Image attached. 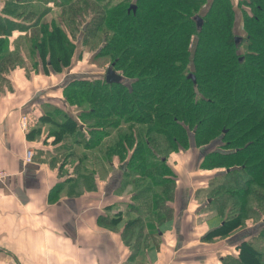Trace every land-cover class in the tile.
Instances as JSON below:
<instances>
[{"label": "trees", "instance_id": "1", "mask_svg": "<svg viewBox=\"0 0 264 264\" xmlns=\"http://www.w3.org/2000/svg\"><path fill=\"white\" fill-rule=\"evenodd\" d=\"M241 2L252 11L245 10L240 35L235 27L233 0H208L209 6L206 0L104 4L94 14V21L105 24L113 35L109 39L106 35L107 42L98 53L111 55L105 74L113 67L122 79L108 82L104 74L93 79L73 78L62 86L67 104L82 109L79 119L95 118L98 122L90 129L104 136H109L122 120L156 122L149 132L165 135L173 145L187 146L189 131H193L198 144L225 147L212 148L206 166L225 167L227 174H244L241 190H236L244 199L242 212L211 229L208 239L227 236L243 224L245 201L255 186L264 194V0ZM91 24L85 29V37ZM5 42L6 38L0 39V44ZM75 43L55 22L32 31L34 58L46 73L50 69L59 73L72 65ZM63 117L62 132L85 131L66 110ZM142 143L145 146L138 147L135 154L148 151L150 138ZM106 148L113 150L110 153L117 151ZM162 160L166 163V158ZM145 162L143 155L138 163ZM163 173H169L165 182H174L172 170ZM260 246L249 240L239 243L238 261L233 264H264V248Z\"/></svg>", "mask_w": 264, "mask_h": 264}, {"label": "crops", "instance_id": "2", "mask_svg": "<svg viewBox=\"0 0 264 264\" xmlns=\"http://www.w3.org/2000/svg\"><path fill=\"white\" fill-rule=\"evenodd\" d=\"M15 1L30 11H16L0 0V39H7L0 44V168L9 172L0 184V264L237 262L234 235L206 237L218 224L204 216L208 205L181 208L174 201V214L157 227L152 223L144 240L126 233L133 222L129 213L117 215L121 174L112 158L101 160L100 152L98 159H87L83 141L75 139L70 148L74 135L62 132L65 121L54 117L70 108L64 105L61 80L54 82L58 73L32 67L31 44L20 47L32 43V0ZM27 17V26L20 27ZM69 112L79 122L80 112ZM24 115L30 120L27 129L21 124ZM28 149L34 153L30 161ZM90 160L94 168L88 167Z\"/></svg>", "mask_w": 264, "mask_h": 264}, {"label": "rangeland", "instance_id": "3", "mask_svg": "<svg viewBox=\"0 0 264 264\" xmlns=\"http://www.w3.org/2000/svg\"><path fill=\"white\" fill-rule=\"evenodd\" d=\"M121 1L124 0H32L33 30H37V28L40 30L46 23L55 22L61 25L76 42L72 65L60 71L54 82L61 80L63 86L73 78L87 77L93 79L105 74L111 55L106 53L99 55L98 52L102 43L107 42L106 35L109 34L107 35L109 39L113 35V31L105 24H98V21H94L96 16H93L97 9L103 7L104 4L109 3L111 6ZM241 1L244 0H233L236 10L235 27L238 35L243 33L245 10L248 13L252 11L246 4L240 5ZM210 3H207L206 6H209ZM8 4H13L16 11L24 13L30 11V7L18 4L15 0H8ZM19 14L22 15V13ZM22 19L24 18L22 17ZM29 20V17L25 18L20 27L27 26ZM89 23L92 24L85 37V29ZM20 44L21 49H28L31 42L25 41ZM32 67L44 68L45 70L43 64L34 58L33 49ZM50 71L53 70L50 69ZM71 75L74 77L71 78ZM66 104L64 97V105ZM69 107L67 112L73 108L80 113L82 111V109L74 106ZM60 110L62 111V109ZM63 113L64 111L54 115L55 119L64 120ZM155 114L153 112L151 115L155 116ZM82 119H79V126H83L82 129L85 131L82 134L80 132L70 134L74 136L69 137V146L71 149L75 148L73 141L77 139L80 143L84 142L83 148L87 159L88 157L98 159L100 152L103 154L101 160L105 161L109 157L112 158L111 161L114 160L115 167L121 174L117 186V194L120 196L117 215L130 214L129 217L133 223L126 233L131 232L134 239L144 240L152 233L151 230L156 222L174 214L171 209L173 204L177 206V203H173L174 201H180L181 208L183 205H190L195 208L208 205V210H204V216L210 215L216 218L218 220L217 227L224 219L234 217L242 212L240 204L244 199L242 194L239 195L236 190H241L245 179L244 174L240 171L227 174L225 167L207 168L206 166L208 154L212 148H225L222 145L217 143L213 145L209 143L198 144L193 131H189L190 138L187 146L173 145L165 135L156 133L155 130L149 132V127L156 125V122L138 124L137 122L124 123L122 120L121 125L114 128L109 136H104L103 133L90 129L91 125L98 122L95 118ZM124 138H126L125 142L122 140ZM146 138H150L148 151L145 153L142 151L141 154L137 151L135 154L134 152L138 147L143 148L145 146L142 141H145ZM119 139L122 143H118ZM106 146L116 148L117 151L110 153L113 150L107 149ZM143 155L147 158V162L139 165L138 162ZM162 158H166V163L163 162ZM132 159L135 164L132 163ZM86 163L89 168H94L91 166L94 163L93 160L86 161ZM123 164L125 168H122ZM96 167L98 169L103 168V164L96 162ZM163 170L173 171L174 182L164 181L168 179L166 175L169 173L164 175ZM100 172L105 173L104 168ZM165 183L170 186H166ZM257 189H259L258 186H255L252 190L254 192L246 198L247 211L241 216L244 219L243 224L228 235H234L239 243L249 240L260 246L262 241L260 246L262 249L264 248V194L261 195L256 191ZM219 237L224 238L226 236Z\"/></svg>", "mask_w": 264, "mask_h": 264}, {"label": "built area", "instance_id": "4", "mask_svg": "<svg viewBox=\"0 0 264 264\" xmlns=\"http://www.w3.org/2000/svg\"><path fill=\"white\" fill-rule=\"evenodd\" d=\"M29 121L30 120H29V117L27 115L22 116L21 124H22V127L24 129L28 128ZM33 154H34L33 151L31 149H28L27 153H26V160L30 161L33 157ZM8 174H9V172L7 170L0 168V184L5 181ZM48 264H51V263H48Z\"/></svg>", "mask_w": 264, "mask_h": 264}, {"label": "water", "instance_id": "5", "mask_svg": "<svg viewBox=\"0 0 264 264\" xmlns=\"http://www.w3.org/2000/svg\"><path fill=\"white\" fill-rule=\"evenodd\" d=\"M198 23L199 25H201L202 23V18L199 16L198 17ZM122 79V76L120 74H118L113 67H109L106 71V80L108 82H116V81H120ZM83 127V126H81ZM122 168H125V165H122Z\"/></svg>", "mask_w": 264, "mask_h": 264}]
</instances>
